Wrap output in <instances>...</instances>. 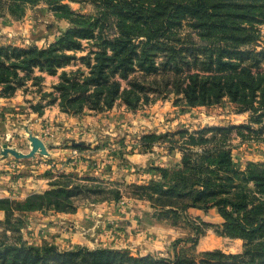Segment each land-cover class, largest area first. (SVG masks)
Returning <instances> with one entry per match:
<instances>
[{"label": "rangeland", "instance_id": "374dc122", "mask_svg": "<svg viewBox=\"0 0 264 264\" xmlns=\"http://www.w3.org/2000/svg\"><path fill=\"white\" fill-rule=\"evenodd\" d=\"M54 1L0 0V46L45 48L73 24L95 21L103 11L107 14L99 24H104V34L115 32L113 23L103 21L105 17L113 20L110 13L114 8L107 1L58 0L69 10L62 13L55 9ZM130 8L139 9V3ZM252 29L256 41L245 47L259 50L264 47V21L253 22ZM180 31L192 32L188 21H183ZM97 33L95 27L93 38L79 39L80 49L67 52L76 58L56 74L35 68L13 94L3 93L4 85H0V240L47 242L61 250L113 248L136 257L173 259L180 254L195 261L206 251L241 253L245 241L222 233L225 220L216 206L180 212L179 207L160 204L162 199L151 186L164 183L167 187L173 173L183 167L184 154H201L203 147L228 151L231 167L239 172L246 173L249 164L264 167V134L244 131L247 136L242 137L232 131L204 146L186 145L190 133L201 128L248 123L249 113L239 112L227 99L192 107L169 94L135 109L118 100L102 112L85 107L79 114L62 111L59 99L49 103L62 71L79 69L87 74L89 67L80 57L97 49L93 45L99 41ZM219 175L235 176L223 171ZM234 184H240L237 190L241 188L252 204H258L261 196L254 182L234 179ZM74 185L82 194L72 199L67 210L53 206L21 209L32 194ZM95 186L106 191L105 195L114 190L119 195L95 200V193L83 190ZM5 210L11 212L9 225L18 229L15 234L3 223Z\"/></svg>", "mask_w": 264, "mask_h": 264}, {"label": "trees", "instance_id": "16d2710c", "mask_svg": "<svg viewBox=\"0 0 264 264\" xmlns=\"http://www.w3.org/2000/svg\"><path fill=\"white\" fill-rule=\"evenodd\" d=\"M16 1L27 0H12ZM104 1L114 8L110 13L113 20L103 19L114 24L115 32L110 36L104 34V24H99L107 14L103 11L95 21L73 24L45 48L0 46L2 92L13 94L35 68L56 74L76 58L68 50L80 49L79 39L93 38L97 27L95 38L99 41L93 44L97 49L80 57L89 71L85 75L79 69L62 71L54 92H50L53 97L49 103L59 99L62 111L79 114L85 107L102 112L118 100L135 109L152 98L169 94L182 105L192 107L211 106L227 99L239 112L249 113L248 123L201 128L190 133L186 145L204 146L232 131L242 137L247 136L244 131L255 136L264 134V47H245L256 41L252 25L264 21V0ZM54 2L60 13L69 11L58 0ZM138 3L139 9L130 8ZM184 20L192 32L180 31ZM18 70L25 74L18 76ZM208 132L210 137L206 136ZM228 155V151L204 147L201 154H184L183 167L173 173L172 183L167 187L155 183L151 187L162 199L160 204L179 207L180 212L216 206L225 220L222 233L245 241L241 253L206 251L200 261H195L180 254L173 259L136 257L127 250L113 248L75 246L61 250L47 242L36 245L0 240V264H264V167L249 164L246 173L239 172L231 167ZM221 171L235 176L219 175ZM234 179L254 182L262 198L258 204H252L241 188L237 190L240 184H234ZM83 190L95 193V200L119 195L115 190L105 195L106 191L98 186ZM81 194L77 185L57 187L30 195L21 209L53 206L67 210L72 199ZM169 210L176 213L173 207ZM5 211L6 230L15 234L18 229L9 225L11 212Z\"/></svg>", "mask_w": 264, "mask_h": 264}, {"label": "water", "instance_id": "95a60500", "mask_svg": "<svg viewBox=\"0 0 264 264\" xmlns=\"http://www.w3.org/2000/svg\"><path fill=\"white\" fill-rule=\"evenodd\" d=\"M37 144L43 149V144L41 142L37 141Z\"/></svg>", "mask_w": 264, "mask_h": 264}]
</instances>
